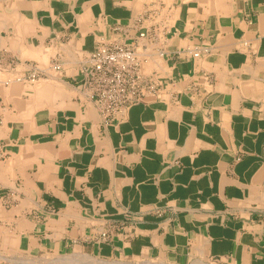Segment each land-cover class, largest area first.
Returning a JSON list of instances; mask_svg holds the SVG:
<instances>
[{
    "label": "crops",
    "instance_id": "crops-1",
    "mask_svg": "<svg viewBox=\"0 0 264 264\" xmlns=\"http://www.w3.org/2000/svg\"><path fill=\"white\" fill-rule=\"evenodd\" d=\"M152 2L0 0V264H264V0H161L163 100L105 125L81 61Z\"/></svg>",
    "mask_w": 264,
    "mask_h": 264
},
{
    "label": "built area",
    "instance_id": "built-area-1",
    "mask_svg": "<svg viewBox=\"0 0 264 264\" xmlns=\"http://www.w3.org/2000/svg\"><path fill=\"white\" fill-rule=\"evenodd\" d=\"M168 20V8L165 9L161 0H153L124 27L120 24L114 26V31L124 32L123 36L100 40L81 61L80 85L95 104L105 125L119 121L133 104L149 97L163 100L164 88L155 72L146 71L143 66L148 60L150 43L168 35ZM205 51V47L196 46L191 54L197 57ZM60 67L61 60L57 57L52 68L57 70ZM38 78L35 71L27 76L31 82ZM99 239H109L107 230L99 234Z\"/></svg>",
    "mask_w": 264,
    "mask_h": 264
}]
</instances>
